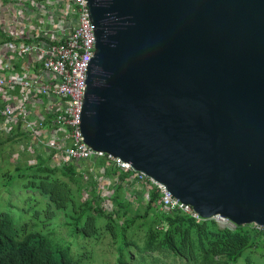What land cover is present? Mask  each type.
Masks as SVG:
<instances>
[{
  "label": "water",
  "instance_id": "95a60500",
  "mask_svg": "<svg viewBox=\"0 0 264 264\" xmlns=\"http://www.w3.org/2000/svg\"><path fill=\"white\" fill-rule=\"evenodd\" d=\"M84 142L202 218L264 229V0H86Z\"/></svg>",
  "mask_w": 264,
  "mask_h": 264
},
{
  "label": "trees",
  "instance_id": "16d2710c",
  "mask_svg": "<svg viewBox=\"0 0 264 264\" xmlns=\"http://www.w3.org/2000/svg\"><path fill=\"white\" fill-rule=\"evenodd\" d=\"M13 140L8 137L5 142ZM36 158L37 163L30 164V157L24 156L14 168L13 173L22 180L18 195L31 189L33 193L25 195L34 199L30 206L42 209L33 211L37 222L46 223L39 215L53 219L47 229L39 225L31 228L33 223L21 224L19 214L2 213L0 264H89L98 246L112 245L115 264H166L161 258H171L168 264H237L240 258L245 264H264L263 228L245 225L229 229L214 218H196L178 208L164 212L154 188L148 201L142 196L128 201L124 182L130 174L113 166L107 167L106 174L118 176L119 184L113 210H105L92 166L73 161L56 166L51 156L38 154ZM93 163L98 168L106 166L104 159ZM12 176L9 172L6 175L13 182ZM61 226L67 228L68 240L57 235Z\"/></svg>",
  "mask_w": 264,
  "mask_h": 264
},
{
  "label": "built area",
  "instance_id": "2783aa9c",
  "mask_svg": "<svg viewBox=\"0 0 264 264\" xmlns=\"http://www.w3.org/2000/svg\"><path fill=\"white\" fill-rule=\"evenodd\" d=\"M23 1L11 0L15 14L19 17L25 16L29 9ZM29 4L37 7L35 16H38L40 25L34 39L23 41L25 39L20 37L12 38L16 43L4 44L0 49L2 51L7 48L11 53L6 61L0 53V134L9 135L15 129L22 130L30 140L27 151L32 152L35 147L45 146L51 152L56 166L72 161L104 159L106 166L102 169L113 166L133 175L131 180L142 184L143 200H149V191L154 188L160 195L158 203L162 211L178 208L196 218H202L192 205L182 204L163 185L134 171L131 164L95 151L84 142L80 124L86 70L96 52L95 28L89 16L87 1L41 0ZM21 23L24 25V21ZM0 30L5 33L4 29ZM16 57H33L34 65L30 69L24 65L21 72L15 71ZM16 88L20 94L13 101ZM42 99H45V105ZM37 103L44 105L47 117H42L40 111L35 109ZM13 158L17 159V155ZM114 192L107 187L102 193L105 210H113ZM213 218L221 227L234 228L228 218Z\"/></svg>",
  "mask_w": 264,
  "mask_h": 264
},
{
  "label": "crops",
  "instance_id": "0c3cea01",
  "mask_svg": "<svg viewBox=\"0 0 264 264\" xmlns=\"http://www.w3.org/2000/svg\"><path fill=\"white\" fill-rule=\"evenodd\" d=\"M13 1L15 2V0ZM31 1L40 2L41 0H31ZM31 1L30 0L23 1L24 4H26V6L29 7V9L26 11L25 16L19 17L15 14L16 13L15 7H13V5L11 4V0H0V28L4 29V32H5L3 34L2 31L0 30V49L2 48V46H4V44L16 43L12 38L20 37L21 39L22 38L25 39L23 41H28V39H31V40L34 39V36L37 33V28L40 25L38 21V16L37 15L35 16V11L37 10V7L30 6L29 3H31ZM39 6L40 5H38V7ZM31 12L33 16H31ZM21 21H24V25H21L22 24ZM0 53H2L4 61H6V57L11 54L9 49L7 48H3L2 51H0ZM33 59H34L33 57H28L25 59H19L18 57H16V60L14 62L15 71L21 72V67L24 65L28 66L29 69L32 68L31 66L34 65ZM19 94H20V91L18 88H16L13 91V96H14L13 101L16 100ZM42 102L45 105V99H42ZM43 106H40V104L37 103L35 109L40 111L42 117L44 116L47 117L48 113L43 108ZM0 136L4 137V141L8 137L14 138V140L9 143H14L15 147H17L19 144H23L21 147V150L24 151V153L26 154L28 158L30 157L29 163L31 161L37 162L36 156L38 157V154L44 157L51 156V152H49V150H47L45 146L35 147L33 148L32 152L27 151V147L30 144V140H29V137L26 135V133H24L20 129H15L9 135L0 134ZM28 153H31L32 156H29ZM90 161L94 162L95 160H90ZM90 161H83V162L89 165V167L92 166L90 167V171H93V172L96 171L97 181H98V190L101 196L103 197L102 193L107 187H110L112 190L115 191L119 184L118 183L119 177L118 176L115 177L112 174H109V175L106 174L107 171L105 169H102L104 167L98 168L96 166H93L94 163ZM83 162H80V163L82 164ZM51 163L55 165V163H53L52 158H51ZM131 177H133V175L130 174L129 177L124 182V186H125L124 187V198L128 201L135 202V201H138V198L140 196H142V199H143L144 188L142 187V184L137 183L136 181H132ZM106 191H105V196H106ZM127 195H130L131 198H127Z\"/></svg>",
  "mask_w": 264,
  "mask_h": 264
},
{
  "label": "rangeland",
  "instance_id": "374dc122",
  "mask_svg": "<svg viewBox=\"0 0 264 264\" xmlns=\"http://www.w3.org/2000/svg\"><path fill=\"white\" fill-rule=\"evenodd\" d=\"M0 140L2 141L0 142V215L2 213H8V214L17 213L21 217V224L30 222L33 223L30 226L31 228H34L36 225H39L38 228L47 229V225L49 224L48 222L50 221V219L53 218H49L47 217V215H39L40 221H43V219H45L46 223L37 222L36 216H33V211L34 210L41 211L42 209L39 206H37L36 208L30 206L32 200L34 199L31 198V200H29V198L25 196L27 191H29L30 193H33V191L31 189L27 191L21 190L20 192L22 194L18 195L19 191L17 190V188L20 186V184H22V182H20L22 180L16 177V174L13 172L15 166L18 163H20L21 158L26 156L24 151L21 150L23 144H19L17 147H15L14 143L5 142L3 136H0ZM14 154L17 155V160L16 158H13ZM28 154L29 156H32L31 153ZM8 172L13 174V176L10 177V179H12L13 182L7 179L6 175L8 174ZM127 198H131L130 195H127ZM17 199H19L21 202H19V200ZM11 201L14 202V204H12ZM12 205L15 206L12 207ZM23 209L30 210L31 212L25 214L23 212ZM60 221L62 222L63 218H61ZM57 235L65 240H68L69 238L68 230L64 226L58 228ZM109 253H111L112 255H110ZM115 253L116 250L113 248V245L111 246V248L98 246V251L94 256V260L89 264H115V258H116ZM161 259H163L166 264L172 263L171 258H161ZM237 264H245L243 258H240Z\"/></svg>",
  "mask_w": 264,
  "mask_h": 264
}]
</instances>
